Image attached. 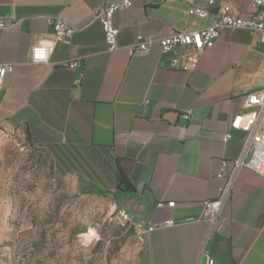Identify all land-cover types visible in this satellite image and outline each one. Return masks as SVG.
I'll use <instances>...</instances> for the list:
<instances>
[{
  "label": "crops",
  "instance_id": "1",
  "mask_svg": "<svg viewBox=\"0 0 264 264\" xmlns=\"http://www.w3.org/2000/svg\"><path fill=\"white\" fill-rule=\"evenodd\" d=\"M117 1L0 0L7 24L0 64L15 66L0 91V126L18 130L56 177L114 193L141 228L138 264H204L205 253L216 264H264V177L241 168L221 220L210 230L202 219L204 202L225 184L223 162L231 168L245 156L248 134L233 130L227 142L223 135L250 111L246 96L264 89V44L248 30L228 29L193 70L172 69L161 40L208 26L215 8L200 18L189 9L208 8L210 0H132L115 15L119 49L108 52L93 10ZM215 2L239 15L253 12L249 0ZM54 18L77 32L48 63L34 64L32 48L51 35ZM139 36L152 40L150 49L132 54ZM74 60L82 62L81 84L80 72L66 66ZM119 167L134 190L117 187Z\"/></svg>",
  "mask_w": 264,
  "mask_h": 264
},
{
  "label": "rangeland",
  "instance_id": "2",
  "mask_svg": "<svg viewBox=\"0 0 264 264\" xmlns=\"http://www.w3.org/2000/svg\"><path fill=\"white\" fill-rule=\"evenodd\" d=\"M9 139V138H8ZM0 137V264H138L114 193L58 178L41 152Z\"/></svg>",
  "mask_w": 264,
  "mask_h": 264
},
{
  "label": "built area",
  "instance_id": "3",
  "mask_svg": "<svg viewBox=\"0 0 264 264\" xmlns=\"http://www.w3.org/2000/svg\"><path fill=\"white\" fill-rule=\"evenodd\" d=\"M253 8L250 14L239 15L234 12L230 4H219L216 6L215 0L209 1L208 8L192 6L189 14L205 18L210 9L215 8L214 19L208 26L198 30H172L161 40L163 54L171 55L170 67L181 71L193 70L201 55L207 50L213 48L228 29H245L259 37L264 44V0H249ZM132 6V0H120L102 6L93 10L94 20L99 22L103 28L105 44L108 52H115L119 49V29L115 26L114 18L118 11ZM53 31L47 38H42L32 48L31 58L34 64H46L49 62L52 53L59 44H70L77 29L61 18L51 20ZM7 24L0 20V28H6ZM152 40L150 38L139 36L137 42L132 45V54H145L149 51ZM66 66L80 72L76 79V84H81L83 79L82 62L74 60ZM14 64H0V91L4 86L6 77L14 71ZM245 105L250 109L245 114H239L234 117L230 124V131L223 135V140L227 142L231 138V131L238 130L248 134L245 145L244 157L235 161L229 168V163L225 160L218 177L225 179V184L219 188V196L215 199H209L204 202V211L202 219L209 224L210 230L221 220L222 211L228 200L231 199L234 192L235 178L238 171L243 168H249L264 177V89L254 91L246 96ZM183 117L186 121L191 120V112H186ZM0 132H4L9 139L17 141L20 139L18 130L5 132L0 126ZM159 203L158 206H163ZM176 202L168 203L169 207H174ZM121 225H130L141 234L140 226L132 223V217L127 214L123 208H120L117 214ZM175 222L169 220L166 225L172 226ZM204 264H216V260L205 253Z\"/></svg>",
  "mask_w": 264,
  "mask_h": 264
},
{
  "label": "trees",
  "instance_id": "4",
  "mask_svg": "<svg viewBox=\"0 0 264 264\" xmlns=\"http://www.w3.org/2000/svg\"><path fill=\"white\" fill-rule=\"evenodd\" d=\"M117 187L119 189L125 188L128 190H134L133 184L130 182V180L120 167L117 172Z\"/></svg>",
  "mask_w": 264,
  "mask_h": 264
},
{
  "label": "bare ground",
  "instance_id": "5",
  "mask_svg": "<svg viewBox=\"0 0 264 264\" xmlns=\"http://www.w3.org/2000/svg\"><path fill=\"white\" fill-rule=\"evenodd\" d=\"M6 138H8V136H6ZM123 210H124L127 214H129V212H128L126 209L123 208ZM136 234H137V236H138V233H136Z\"/></svg>",
  "mask_w": 264,
  "mask_h": 264
}]
</instances>
